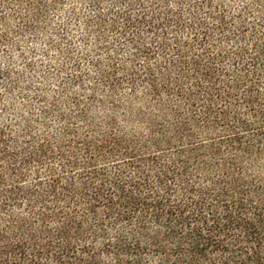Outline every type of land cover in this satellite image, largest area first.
Returning <instances> with one entry per match:
<instances>
[{"label":"trees","instance_id":"1","mask_svg":"<svg viewBox=\"0 0 264 264\" xmlns=\"http://www.w3.org/2000/svg\"><path fill=\"white\" fill-rule=\"evenodd\" d=\"M78 8L55 89L0 68V264H264V0H0V54Z\"/></svg>","mask_w":264,"mask_h":264},{"label":"rangeland","instance_id":"2","mask_svg":"<svg viewBox=\"0 0 264 264\" xmlns=\"http://www.w3.org/2000/svg\"><path fill=\"white\" fill-rule=\"evenodd\" d=\"M70 9V4H67L62 13ZM79 19L68 20L64 14L56 15L51 18L48 34H38L34 39L26 36L23 39L13 37L18 44V48L0 54V68L5 69L11 75L12 80L17 81L19 86L29 91L38 88L43 92L52 91L57 86L58 77L65 76L71 73V63L68 62L78 60L80 55L93 57L92 39L88 43V47H84L81 42V36L85 34L83 27L84 13L79 10ZM66 28V30H65ZM58 32L67 35L58 36ZM51 40L55 47L49 48L47 41ZM67 39V40H63ZM59 48V49H57ZM6 54V56H5ZM86 61L89 58H85ZM81 61L83 67H87L86 61ZM64 68L63 71L60 69ZM61 73L59 74L58 71ZM71 71V72H70ZM15 97L18 99V94L15 92Z\"/></svg>","mask_w":264,"mask_h":264}]
</instances>
